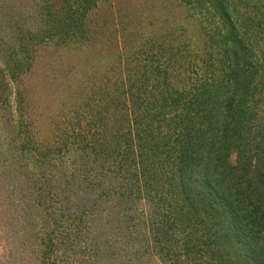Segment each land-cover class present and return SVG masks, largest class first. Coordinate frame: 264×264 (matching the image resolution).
<instances>
[{
	"label": "trees",
	"instance_id": "obj_1",
	"mask_svg": "<svg viewBox=\"0 0 264 264\" xmlns=\"http://www.w3.org/2000/svg\"><path fill=\"white\" fill-rule=\"evenodd\" d=\"M36 1L45 26L29 39L39 45L55 37L62 45H92L113 25L95 14L106 0ZM160 5L198 21L204 41L179 34H191L183 25L154 28L134 51L117 50L99 88L81 87L82 102L58 107L35 96L28 112L19 95V130L5 138L16 152L5 160L14 163L2 171L26 179L17 180L21 200L9 202L8 220L15 227L26 218L42 264H73L79 251L83 264H151L143 259L156 255L166 264H264V0ZM28 34L5 54L2 87L7 76L22 85L21 75L33 73ZM88 112L92 119L82 126ZM44 131L47 139L39 140ZM71 149L84 175L64 200L49 179ZM23 155L37 164L39 178L28 176V163L21 169ZM29 209L45 218L44 233L30 229ZM89 231L93 240L82 246L80 233Z\"/></svg>",
	"mask_w": 264,
	"mask_h": 264
},
{
	"label": "rangeland",
	"instance_id": "obj_2",
	"mask_svg": "<svg viewBox=\"0 0 264 264\" xmlns=\"http://www.w3.org/2000/svg\"><path fill=\"white\" fill-rule=\"evenodd\" d=\"M41 11V7L36 0H0V67L6 68L7 74V66L4 63L5 54H8L9 50L18 51L19 37L22 33L29 32L26 38L28 40L30 34H32L30 31H38L45 26ZM95 14L108 21L112 18L113 25L109 24L102 34L97 31L98 36H94L95 40L92 45H83L78 48L75 47V44L62 45L56 42V37L45 45H39L36 41L33 42L29 39V42L27 41L28 49L31 50L30 52L35 60L33 73L21 75L22 85L19 80L9 79L8 76L3 80L9 82L8 87H2L0 81V264H42L38 245L33 240L34 237H37L35 231L32 230L31 233H27L24 230L28 228L27 225L25 226L26 218L14 222L15 227L13 221L8 220L9 216L13 214V205L9 202L14 203V207H16L17 202L20 203L21 200V195L17 192H20L17 180L26 179V176L17 174V170H11L7 173L2 171L3 169H11L14 163L5 160L9 157L13 158L16 153L9 147V139L5 138L10 137L11 130L14 131V134L19 130L20 93L22 92L25 95L24 100L26 101L23 104L28 105V112L30 108H33L32 100L35 96L42 99L49 98L58 107H61L62 103H70L71 105L72 103L82 102L84 100L78 95L82 93L81 87L88 86L90 83L89 88L94 86L99 88L100 82L106 79L105 75L109 72L112 73L117 50H120L124 56L127 54L126 49L129 48V50L134 51L143 45L145 38L150 35L149 31L154 28L159 29L162 27V29L168 28L170 30L174 26L183 25L191 34L185 32H179V34L184 33L181 35L184 37L189 36V39L192 38L197 43L204 41L199 32L200 24L197 23L198 21L192 22V18L185 17L184 12L182 14L174 13L173 15L172 9H165L160 5V0H106L105 3L100 5ZM149 21L153 23L149 24ZM119 23L120 25L123 23L127 25L125 31L122 32L119 29ZM146 26L148 29H146ZM179 34L176 33L175 36H179ZM18 57H20V54ZM55 72L57 74H54ZM42 77L44 78L43 81L40 79ZM7 78L9 81H7ZM48 81H50V85L51 82L55 81V83L53 86H47ZM61 82L63 85H60ZM24 84H27L28 88ZM27 90L30 91L29 96L26 93ZM54 90L57 92H54ZM54 100L57 102L55 101V103ZM35 103L41 105V101L37 100ZM54 105L51 108H54ZM33 110L34 119L39 121L37 118L39 109L36 106V109ZM85 114L82 126L92 119L89 112ZM29 117V119H32V115ZM8 119L10 122H8ZM42 123L43 121L38 126ZM76 129L77 132H81L78 128ZM86 132L88 131L86 130ZM46 135L47 132L45 131L39 133L38 139H47ZM87 136L89 137L88 133ZM231 159L232 161L235 160V154L232 155ZM81 161L80 155L74 149L64 152L59 159H56V169L50 174L54 176V179L49 180H52L50 184L55 186V193L60 196V199L65 196L64 200H66L65 194H68L69 187H78L75 184L78 179L81 181L82 175H84V173L81 175L77 172ZM17 163L20 164L22 170V165L28 163V176L32 173L33 180L39 178L40 172L37 171V164L29 159L27 155H23L22 158L19 156ZM8 175L9 177L4 178ZM10 175H13V178ZM15 176L20 177L14 178ZM108 183L109 181L105 184ZM26 189L29 192V188L26 187ZM62 202L66 201L60 203ZM28 212L31 218L26 222H30L28 224L32 227L30 229H41L40 234L44 233L45 226L43 222L45 218L40 216L35 209H29ZM61 225L67 226V221H63ZM96 225L101 226V222H96ZM14 229L17 230L14 231ZM73 237L72 235L71 238ZM90 240H93L92 232L80 233L79 241L82 242V246H86V242ZM78 254L79 257L73 264H83L82 259L86 258V254L80 251ZM146 260L148 262L152 260L151 264H166L157 255L148 256L143 259V262H146Z\"/></svg>",
	"mask_w": 264,
	"mask_h": 264
}]
</instances>
